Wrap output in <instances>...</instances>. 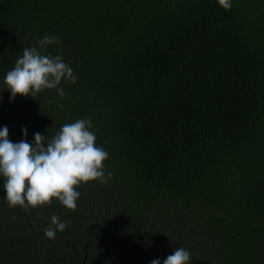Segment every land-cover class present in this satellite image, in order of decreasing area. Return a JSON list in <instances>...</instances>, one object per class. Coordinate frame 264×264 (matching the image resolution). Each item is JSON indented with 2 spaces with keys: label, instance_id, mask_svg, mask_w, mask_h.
I'll use <instances>...</instances> for the list:
<instances>
[{
  "label": "trees",
  "instance_id": "trees-1",
  "mask_svg": "<svg viewBox=\"0 0 264 264\" xmlns=\"http://www.w3.org/2000/svg\"><path fill=\"white\" fill-rule=\"evenodd\" d=\"M231 3L0 0V129L32 143L89 118L112 173L75 211L10 208L0 177V264H163L178 247L264 264V0ZM45 35L77 82L10 100L6 73ZM52 214L69 223L49 240Z\"/></svg>",
  "mask_w": 264,
  "mask_h": 264
},
{
  "label": "clouds",
  "instance_id": "clouds-1",
  "mask_svg": "<svg viewBox=\"0 0 264 264\" xmlns=\"http://www.w3.org/2000/svg\"><path fill=\"white\" fill-rule=\"evenodd\" d=\"M218 5L228 11L231 0H217ZM59 45L58 37L45 35L36 41L37 47L24 48L14 68L4 77L10 100L15 96L36 98L44 90L56 89L60 99L65 91L59 87L62 79L75 84L77 77L73 69L64 62L63 56L45 54L49 45ZM55 102L48 100L49 104ZM63 109V104H57ZM89 118L78 119L64 124L59 131L48 138L39 132L34 134L32 143L21 140L13 143L8 138L7 126L0 129V177L4 178V199L10 208L19 206L22 210L51 205L56 200L64 208L75 211L80 192L77 188L89 181L106 183L112 173L105 175L104 161L108 153L96 145V135L91 131ZM26 136V129H22ZM37 213V219H42ZM12 219H15L13 217ZM50 224L44 230L49 240L56 238L57 232L65 231L68 221H61L56 214L50 216ZM190 252L178 247L167 256L163 264H190ZM149 264H160L159 259Z\"/></svg>",
  "mask_w": 264,
  "mask_h": 264
}]
</instances>
